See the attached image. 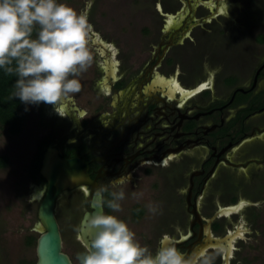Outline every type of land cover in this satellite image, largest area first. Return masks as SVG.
I'll list each match as a JSON object with an SVG mask.
<instances>
[{
  "label": "flooded vegetation",
  "instance_id": "flooded-vegetation-1",
  "mask_svg": "<svg viewBox=\"0 0 264 264\" xmlns=\"http://www.w3.org/2000/svg\"><path fill=\"white\" fill-rule=\"evenodd\" d=\"M153 1L150 24H142L148 28L140 27L146 16L138 13L141 18L128 19L127 32L114 29L112 38L92 23L89 99L85 104L68 96L50 105L44 127L55 138L47 149L54 146L62 158H84L96 186L93 197L107 189L103 196L110 198L120 187L132 196L153 176L163 187L165 215L137 238L153 252L162 240L188 254L222 248L215 264H227L232 249L229 264H234L246 233L243 220L235 224L232 219L255 206L264 173V53L255 50L264 46L257 41L264 30L250 39L264 28V8L254 0L243 23H236L213 0ZM201 85L208 86L192 94ZM121 176L131 179L113 188L112 180ZM37 188L46 189V181L33 178L31 202L43 199ZM75 195L84 203L77 241L85 249L78 240L80 223L93 211V198L84 187L60 194L56 217L61 200L72 205ZM241 202L247 205L238 213L218 216ZM131 206L123 203V210L111 212L105 205L103 210L121 219L127 210V223L135 227L147 214L139 203ZM70 215L76 218L73 205ZM241 230L244 237L229 244L226 237Z\"/></svg>",
  "mask_w": 264,
  "mask_h": 264
},
{
  "label": "clouds",
  "instance_id": "clouds-1",
  "mask_svg": "<svg viewBox=\"0 0 264 264\" xmlns=\"http://www.w3.org/2000/svg\"><path fill=\"white\" fill-rule=\"evenodd\" d=\"M92 32L87 13L62 0H0V69L16 74L15 98L25 105L57 106L80 92L79 77L95 59ZM130 179L121 176L111 183L116 188ZM105 191L98 193L101 210L87 221L95 235L77 254L79 264H215L223 253L216 248L188 254L163 240L153 252L125 220L102 210L105 205L111 212L121 210L123 188L111 191L107 199ZM146 207L153 215L160 213L155 202Z\"/></svg>",
  "mask_w": 264,
  "mask_h": 264
},
{
  "label": "rangeland",
  "instance_id": "rangeland-1",
  "mask_svg": "<svg viewBox=\"0 0 264 264\" xmlns=\"http://www.w3.org/2000/svg\"><path fill=\"white\" fill-rule=\"evenodd\" d=\"M62 2L67 3L78 12H86L89 22L91 24L95 23L96 29L109 37H116L114 29L119 31L121 28L122 31L127 32L129 29L128 19L133 20L139 17L140 14H144L146 17H144V21L139 17L141 18V21L138 22L141 25L139 26L148 28L142 26V24H147V21L150 24L149 18L154 15L153 0H62ZM253 3L254 0H225L220 7L226 8L227 13H224L236 22L237 19H241V21L246 19L245 14L253 7ZM258 7L264 8V0H259ZM137 13L139 16H136ZM112 29L113 31H110ZM263 30L264 28L260 27L250 37L252 42L254 36L261 34ZM136 32L141 34L139 30H136ZM257 41L262 45L264 36L259 35ZM227 44H231V42L227 41ZM258 47L255 46V50L263 54L264 46ZM226 71H230L227 66ZM248 71V74L252 72L251 69ZM91 76H93V64L87 72L79 77L82 85L80 92L70 96H78L86 104L89 99L86 94L92 82ZM50 105L45 103L38 106L26 105L27 110L23 129L19 135H11L7 127L0 125V157L7 158V165L0 168V264H22L23 262H36L37 260L36 245H28L27 240L29 236L38 238L34 227L38 223L37 213L40 202L30 201L31 192L29 188L33 180L32 165L39 145L42 141H47V144L54 142L55 136L50 134V128L44 127L46 123L44 120L46 119L45 112L50 109ZM259 182L262 186L258 197H256L255 206L251 207L250 210H243L240 212V217L235 220L232 219L235 224L240 219L243 220V225H241L244 226L246 233L244 239L238 243L241 251L234 257V264H264V173L260 174ZM159 184L160 181L157 179L154 181L153 176L147 177L139 184L137 189L140 191L139 193L134 191L132 196L126 197L125 195V199L121 201V205L128 203L133 206L139 203L146 210L147 215L144 219H141V222L134 224L135 227L128 224L136 235L141 236L144 232L150 230L156 225L159 218L165 215L164 203L162 202L164 197L163 187H161V184L158 186ZM141 193L142 195H140ZM72 198L77 200V202L72 203L74 209H76V218L70 217V214H72L71 203H64L65 201L62 199L58 206V220L64 241V252L71 257L74 264H79L77 254L82 253L84 248L77 241V231L79 215L83 211L84 203L80 202L77 195ZM126 199L127 201H125ZM150 202L159 205V214L153 215L148 211L146 206ZM121 210L123 209L121 208ZM254 214L256 217L250 220L249 216ZM121 215H123L122 219L126 222L131 220V213H128L127 210H125V214ZM140 242L145 244L143 240H140Z\"/></svg>",
  "mask_w": 264,
  "mask_h": 264
},
{
  "label": "water",
  "instance_id": "water-1",
  "mask_svg": "<svg viewBox=\"0 0 264 264\" xmlns=\"http://www.w3.org/2000/svg\"><path fill=\"white\" fill-rule=\"evenodd\" d=\"M224 1L213 0V3L216 7H220ZM170 24H173V20H171ZM158 84H160V81H158ZM203 88L201 85L192 91V94L201 92ZM63 107L65 110L68 108L66 105ZM40 175L46 181L47 188L44 190L37 188V197L44 196L37 213L38 223L34 227V231L38 234L36 241L37 260L35 264H74L71 257L64 252V241L56 217V200L63 192L81 186L84 187L86 195L93 198V211L87 212L80 223L78 240L85 247L95 235V229L90 228L87 221L93 214L101 210L98 207L99 192L93 197L92 192L95 191L96 186L90 177L88 164L84 158H62L58 149L52 145L48 147L43 156ZM87 187H92L91 193L90 191L88 192ZM246 205L247 203L241 202L235 206L226 207L219 211L218 216L233 215L238 213ZM237 237H244V235L237 232L232 236L226 237V239L229 240L230 244ZM231 256L232 253L229 254L228 252L226 257L227 264H229V258Z\"/></svg>",
  "mask_w": 264,
  "mask_h": 264
},
{
  "label": "trees",
  "instance_id": "trees-1",
  "mask_svg": "<svg viewBox=\"0 0 264 264\" xmlns=\"http://www.w3.org/2000/svg\"><path fill=\"white\" fill-rule=\"evenodd\" d=\"M17 79L16 74L9 73L3 69H0V125L7 127L8 132L11 135H19L23 129V122L26 115V105L22 103L18 98H15V81ZM48 144L42 143L39 147L38 153L33 161L32 176L35 181L43 182V178L40 175V169L42 165L43 156L47 150ZM7 165V158L0 157V168ZM37 239L33 236H29L27 240L28 245H36ZM22 264H35V262H23Z\"/></svg>",
  "mask_w": 264,
  "mask_h": 264
},
{
  "label": "bare ground",
  "instance_id": "bare-ground-1",
  "mask_svg": "<svg viewBox=\"0 0 264 264\" xmlns=\"http://www.w3.org/2000/svg\"><path fill=\"white\" fill-rule=\"evenodd\" d=\"M239 233H242V234L244 235V231H242V230H241ZM79 235H80V234H79ZM232 235H233V233H231V235H230V236H232ZM231 251H232V249H230V250H229V254H231V253H232Z\"/></svg>",
  "mask_w": 264,
  "mask_h": 264
},
{
  "label": "snow or ice",
  "instance_id": "snow-or-ice-1",
  "mask_svg": "<svg viewBox=\"0 0 264 264\" xmlns=\"http://www.w3.org/2000/svg\"><path fill=\"white\" fill-rule=\"evenodd\" d=\"M208 85H202V87H207Z\"/></svg>",
  "mask_w": 264,
  "mask_h": 264
}]
</instances>
